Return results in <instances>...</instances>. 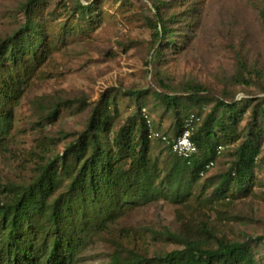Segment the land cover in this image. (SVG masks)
I'll list each match as a JSON object with an SVG mask.
<instances>
[{
  "label": "rangeland",
  "instance_id": "rangeland-1",
  "mask_svg": "<svg viewBox=\"0 0 264 264\" xmlns=\"http://www.w3.org/2000/svg\"><path fill=\"white\" fill-rule=\"evenodd\" d=\"M27 1L0 0V40L26 22L22 6ZM76 1L40 0L35 17L43 20L56 51L38 67L15 108L9 143L0 153V197L6 195L5 186L29 183L41 164L63 154L106 94L119 109L114 129L130 117L140 118L143 103L160 131L176 136L177 115L154 93L187 96L188 86L200 85V97L206 98L203 114L217 99L251 100L240 123L241 138L221 143L224 150L184 202L160 198L134 207L96 238L81 264L109 263L123 229L147 243L154 255L180 248L157 233L198 235L204 226L220 238L260 239L258 258L264 264V134L251 194L237 200L213 197L246 137L253 106H264V0H97L100 20L85 27ZM94 1L81 0L85 5ZM159 1L166 3L160 14L173 21L169 25L176 30L178 47L163 48L162 57L155 55L161 42L153 27ZM142 90L148 93L140 100L129 93ZM59 105L56 117L47 120ZM199 110L193 106L189 112ZM150 151L161 166L174 155L159 140L151 141Z\"/></svg>",
  "mask_w": 264,
  "mask_h": 264
},
{
  "label": "trees",
  "instance_id": "trees-1",
  "mask_svg": "<svg viewBox=\"0 0 264 264\" xmlns=\"http://www.w3.org/2000/svg\"><path fill=\"white\" fill-rule=\"evenodd\" d=\"M39 4L40 0L24 3L26 22L0 40V153L8 146L15 108L27 85L56 51L43 20L35 17ZM165 5L157 2V21L153 24L155 37L161 42L155 49L159 57L163 48L178 49L176 30L169 25L173 21L160 14ZM99 6L97 0L89 5L76 1L74 9L82 27L99 22ZM187 89V96L154 95L177 115L179 133L192 113L200 117L192 136L199 148L197 155L188 159L174 154L161 166L150 151L153 140L149 137L151 129H160L142 116L141 110L147 106L139 103L141 117H130L114 129L119 109L112 95L106 94L63 154L41 164L29 183L2 189L6 195L0 197V264H81L83 253L96 238L110 232L112 225L134 207L160 198L184 202L208 172L206 165L219 156L217 150L224 146L221 143L227 138L232 142L241 138L240 123L251 106V100L243 104L217 99L210 112L203 114L201 102L206 98L200 95L204 88L190 85ZM129 93L140 100L148 91ZM193 106L200 110L189 112ZM59 109L60 105L49 112L47 120H53ZM263 134L264 106L257 103L246 137L236 149L231 166L220 175L213 197L237 200L251 194ZM197 232L157 233L180 248L151 255L147 243L123 229L114 240L115 250L107 264H260V239L220 238L207 226Z\"/></svg>",
  "mask_w": 264,
  "mask_h": 264
},
{
  "label": "built area",
  "instance_id": "built-area-1",
  "mask_svg": "<svg viewBox=\"0 0 264 264\" xmlns=\"http://www.w3.org/2000/svg\"><path fill=\"white\" fill-rule=\"evenodd\" d=\"M142 116L148 123L153 121L152 114L147 108L142 109ZM200 122V117L195 113H192L185 121L183 130L176 136H171L168 133L160 131L158 129H151L149 137L152 140H159L165 145L169 146L171 151L182 158H192L199 153L197 144L192 139V136ZM224 150V146H220L217 150V154H221ZM214 165L213 161H210L206 168H211ZM203 174V173H202Z\"/></svg>",
  "mask_w": 264,
  "mask_h": 264
}]
</instances>
